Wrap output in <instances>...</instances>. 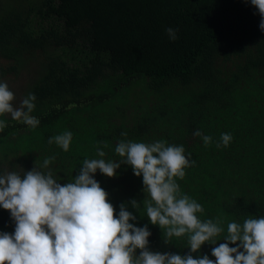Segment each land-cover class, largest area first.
Wrapping results in <instances>:
<instances>
[{"label": "trees", "instance_id": "16d2710c", "mask_svg": "<svg viewBox=\"0 0 264 264\" xmlns=\"http://www.w3.org/2000/svg\"><path fill=\"white\" fill-rule=\"evenodd\" d=\"M258 10L245 0H1L0 82L28 76L22 99L36 96V128L0 116V175L48 169L74 182L84 159H122L120 141L182 145L195 164L176 179L181 194L201 204L203 222L227 225L264 216V31ZM167 28L176 31L171 40ZM21 72V73H20ZM20 74V75H19ZM16 77V78H15ZM200 130L212 137L205 146ZM72 133L68 151L48 139ZM122 133H127L123 136ZM222 133L232 140L217 147ZM107 145V147H105ZM94 178L119 205L136 199L137 227L148 225L149 250L187 255L188 236L167 238L146 216L142 177L121 165ZM0 208V232H13ZM168 239V243H165ZM235 247L236 245H229ZM139 254V250H137Z\"/></svg>", "mask_w": 264, "mask_h": 264}, {"label": "clouds", "instance_id": "9594fccd", "mask_svg": "<svg viewBox=\"0 0 264 264\" xmlns=\"http://www.w3.org/2000/svg\"><path fill=\"white\" fill-rule=\"evenodd\" d=\"M258 10L259 28L264 31V0H245ZM171 40L176 31L167 28ZM14 93L7 82H0V116L10 114L12 119L36 128L40 121L31 115L36 96L29 93L13 105ZM0 120V131L6 127ZM127 136V133H122ZM205 146L212 137L200 130ZM232 140L222 133L217 147H227ZM72 133L65 131L48 139L68 151ZM107 147V145H105ZM115 153L122 159L106 160L98 146V159H84L74 182L60 183L48 169L55 157L45 158L38 168L0 175V208L9 211L14 231L0 232V264H264V216L249 217L242 224L230 222L224 243L214 246L210 259L207 254L194 257L202 245H215L223 232L220 220L201 221L197 213L201 204L181 194L176 179H183L185 169L195 164L186 156L182 145H169L159 140L152 143L120 141ZM121 165L130 166L134 175L142 177V201L146 216L152 225L165 230L167 238L188 236L190 252L187 255L160 253L149 250L151 232L148 225L137 227V217L128 210L139 209L136 199L119 205V213L109 202L108 192L94 178L99 172L109 178L117 175ZM168 243V239H165ZM236 245L230 247L229 245ZM139 250V254H137Z\"/></svg>", "mask_w": 264, "mask_h": 264}, {"label": "rangeland", "instance_id": "374dc122", "mask_svg": "<svg viewBox=\"0 0 264 264\" xmlns=\"http://www.w3.org/2000/svg\"><path fill=\"white\" fill-rule=\"evenodd\" d=\"M25 74L26 73L22 72L21 75L19 74L20 76L17 79H14L13 81L10 82V84H13V88H14V92H15V94H14L15 99H14V101L12 103L16 107L19 106L20 101L22 100L23 85L26 84V81H27V78H28V76H26Z\"/></svg>", "mask_w": 264, "mask_h": 264}]
</instances>
